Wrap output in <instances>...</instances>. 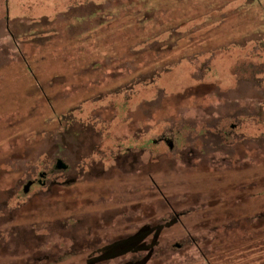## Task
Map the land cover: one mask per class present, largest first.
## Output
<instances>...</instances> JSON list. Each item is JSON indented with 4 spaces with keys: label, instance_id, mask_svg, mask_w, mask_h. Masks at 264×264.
Returning <instances> with one entry per match:
<instances>
[{
    "label": "rangeland",
    "instance_id": "rangeland-1",
    "mask_svg": "<svg viewBox=\"0 0 264 264\" xmlns=\"http://www.w3.org/2000/svg\"><path fill=\"white\" fill-rule=\"evenodd\" d=\"M0 264H264V0H0Z\"/></svg>",
    "mask_w": 264,
    "mask_h": 264
},
{
    "label": "trees",
    "instance_id": "trees-1",
    "mask_svg": "<svg viewBox=\"0 0 264 264\" xmlns=\"http://www.w3.org/2000/svg\"><path fill=\"white\" fill-rule=\"evenodd\" d=\"M261 74V72L259 71V70H257V72L255 73V78H259L258 76ZM167 148H169V145H168V147ZM68 170V167H67V169L66 170H64V171H57V170H55L54 168H53V172H51L50 174H57L58 175V177H59V175H60V178H57V179H52V183H50L51 185H57V186H62L63 185V182L65 181V179L64 178H62V175H64L63 173H66V171ZM36 172V171H35ZM35 172H33V176H34V173ZM37 179L38 178H33V179H29V180H31L32 182H33V184H32V186L30 187V190L32 189V188H34V187H37V188H39V189H44L46 186H47V179H48V173L46 172V178H45V180H44V185H41V184H38L37 183ZM29 180H26V181H29ZM67 181H69V179H67ZM30 190H29V192L27 193V194H23L22 192H19L18 191V193H16V192H14L13 193V197H14V199L17 201L18 200V198L19 197H21V196H28L29 195V193H30ZM15 201V202H16ZM261 220L263 221V218H261ZM113 246V245H112ZM112 246H107L106 247V250H105V253H108V252H110V250L109 249H107L108 247H112Z\"/></svg>",
    "mask_w": 264,
    "mask_h": 264
},
{
    "label": "water",
    "instance_id": "water-1",
    "mask_svg": "<svg viewBox=\"0 0 264 264\" xmlns=\"http://www.w3.org/2000/svg\"><path fill=\"white\" fill-rule=\"evenodd\" d=\"M54 169L57 170V171H64L67 169V166L63 163V161L61 160H56L55 164H54ZM39 177V180H38V183L41 184V185H44V182H42V180L46 177V173L43 172V173H40L38 175ZM33 182L32 181H27L23 187H22V193L23 194H27L30 190V187L32 186Z\"/></svg>",
    "mask_w": 264,
    "mask_h": 264
},
{
    "label": "flooded vegetation",
    "instance_id": "flooded-vegetation-1",
    "mask_svg": "<svg viewBox=\"0 0 264 264\" xmlns=\"http://www.w3.org/2000/svg\"><path fill=\"white\" fill-rule=\"evenodd\" d=\"M169 148H171V146H169ZM45 178H46V177H45ZM45 178L42 180V182H44ZM38 180H39V179H37V183H38ZM29 181H31V180H29ZM38 184H39V183H38Z\"/></svg>",
    "mask_w": 264,
    "mask_h": 264
}]
</instances>
